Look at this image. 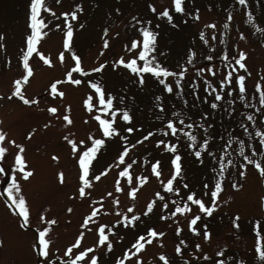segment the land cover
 <instances>
[{
    "label": "snow or ice",
    "instance_id": "obj_1",
    "mask_svg": "<svg viewBox=\"0 0 264 264\" xmlns=\"http://www.w3.org/2000/svg\"><path fill=\"white\" fill-rule=\"evenodd\" d=\"M60 2L61 0H55L56 4ZM236 2L242 6L248 4V0ZM189 5H193V0H169L166 5L157 4L155 0H146L148 12L173 29L187 24L189 19H200L199 8L193 6L190 9ZM208 7L211 8V5ZM114 11L120 14L119 8ZM83 12L82 3L74 2L69 10L59 13V17L63 18L62 25L55 23L50 27V22L44 14L56 18L54 9L49 6L47 0H29L25 31L17 51L16 63L21 72L12 80V87L7 96L0 97L9 100L16 98L25 106L41 110L39 95L29 97L25 88L34 75L32 61L36 57L44 65L54 66L50 55H46L38 47L54 27L62 33V50L57 54V61L63 65L65 53H68L73 63L64 72L63 78L52 80L44 92L51 99L59 97L62 102L66 92L61 90V85H86L87 91L82 99V106L89 115L84 117V123L87 124L90 119L95 121L96 130L99 132V135H95L89 131L84 139H76L70 134L62 136L78 167V187L69 199L87 201L89 208L86 214L82 215L74 240L67 243L62 255H57L60 249L54 250L52 247L54 227L58 225L57 218H49L46 215L48 209L44 208L38 212L34 223L29 202L23 191L21 182L28 181L35 174V169L30 166L25 155L26 146L22 142L18 143L6 130L0 128V196L5 197V206L17 218L18 229L24 232L32 231L30 248L35 264H101L100 249L110 253L114 249L113 238L118 241L124 239L120 235V229L135 230L139 223H143V217H149L157 209L158 220L166 226L167 222L171 221V226H174L173 233L177 240L174 253L181 257V264H246L243 257L227 255V244L218 246L219 250L209 255L204 251L201 242L191 241L185 236V227L190 235L202 237L203 242H209L212 230L203 218L213 217L222 205H227L232 199L231 196L227 200L221 199L225 182L233 189H241L242 184L239 181L246 177L248 168L252 167L264 184V77L257 79L250 90L246 80L251 75L246 64L247 52L234 44L236 54H230L227 48L221 49L215 43V31L211 33L210 42L203 29L198 32V36L209 54L198 52L196 44L193 43L186 48L184 56L175 65H169L165 59L170 54L169 50L161 49L159 43L160 24H153L150 18L139 15L130 17L132 23L129 27L135 29L136 36L123 46L127 55H121L111 62L104 60L97 62L95 66L84 67L81 56L73 47V22L81 29L84 28V24L79 21V14ZM245 15L247 23L256 27L252 12L247 11ZM232 20L233 14L228 12L222 25L223 31L219 35L220 45L225 43ZM216 27L214 22L205 25V29ZM256 31L264 33V28L256 27ZM108 33L109 28L104 27L102 36L107 37ZM244 38L242 31L239 33V39ZM5 41L6 34L0 31V50L6 52ZM108 47L109 41L105 38L100 49L101 54ZM217 56L221 63L220 68L214 64V57ZM198 59L207 63L201 66L197 63ZM11 62V58L6 61L7 64ZM106 66L114 71L122 68L133 74L132 83L141 91L146 87L148 79L161 86L158 92L152 94L150 101L153 123L145 126L141 122L123 129L117 126L118 120L125 124L131 123L134 115L127 107L125 95H121L114 87L109 88L101 79L90 78L92 74L106 70ZM189 72L192 73L190 77ZM250 91L252 95L249 94ZM169 97L175 99L180 106L169 105ZM187 97H191V100ZM253 100L256 102L253 103ZM199 105L207 107L202 111L193 112ZM61 107L62 114L58 106L47 104L46 112L62 121L65 126L73 125L71 105L61 103ZM216 116L230 125L225 129L223 136L216 131ZM52 123L49 119L42 127L47 129ZM236 125L238 127L233 131L232 126ZM141 130L143 132L134 144L129 141L128 135L122 134H133ZM36 132L37 128L33 127L24 139H31ZM112 139H118L122 146L118 147L112 162L93 175V165L98 153L107 146V141ZM150 139L155 149L170 156L171 171L164 179H161V161L155 157L151 159L150 175H136L133 172L137 161L130 154V150ZM185 150L192 156L194 165L207 166L208 176L199 182L202 187H190L187 182L183 159ZM51 159L57 161L59 157L52 154ZM144 163L148 164L149 160L145 159ZM113 169L117 170L113 191H106L98 199H92L90 190L93 183L100 181ZM56 175L59 183L63 184L64 172L58 171ZM150 177L156 178L161 190L154 191L142 211H137V205L131 201L137 199L139 189L149 182ZM125 189L130 202L121 207V201L115 194L123 193ZM106 198L110 200L108 208H105L103 203ZM259 206L264 210V196L260 197ZM193 208L196 209L195 212ZM65 210L72 212L70 206ZM112 214H115V219L100 221L101 216ZM240 221L239 212L231 216L229 223L233 232L241 229ZM248 226L255 237V253L261 264H264V217L251 218ZM93 231L96 236L94 243L84 246L82 241L86 233ZM165 235V231L154 226L144 228L123 248L122 253L114 258L113 264H145L144 253L147 248L158 243L163 249L162 238ZM2 243L0 241V244ZM189 248V256L184 258V251ZM154 257H148L149 264H172L163 250L155 253Z\"/></svg>",
    "mask_w": 264,
    "mask_h": 264
},
{
    "label": "rangeland",
    "instance_id": "obj_2",
    "mask_svg": "<svg viewBox=\"0 0 264 264\" xmlns=\"http://www.w3.org/2000/svg\"><path fill=\"white\" fill-rule=\"evenodd\" d=\"M28 2L29 0H0V31H4L6 34L7 48L6 52L0 50V97L7 96L12 87V80L21 72L16 60L17 51L21 46L25 31ZM47 2L56 12V18L44 14L50 22V27L55 23L62 25L63 18L59 17L61 11L69 10L74 2L82 3L84 12L79 14V21L84 24V28L81 29L73 22L75 32L73 47L81 56L84 67L95 66L97 62L104 60L111 62L121 55H127L123 46L136 36L135 29L129 27L132 23L130 17L139 15L150 18L153 24H160L161 37L159 43L161 49L167 48L169 50L170 54L165 57L169 65H175L184 56L186 48L193 43L196 44L198 52H202L204 55L209 54L198 36V32L203 29L210 42L211 33L215 31L217 33L215 43L221 49L227 48L230 54H236V49L233 48L234 44L247 52L246 64L251 75L246 80L250 90L257 79L264 77V33L256 31V27L264 28V0H248L246 6L239 5L236 0H193V5H189V8L191 9L193 6L199 8L200 19L198 21L189 19L187 24H182L178 29L171 28L170 25L157 20L148 12L146 0H61L60 4H56L55 0H47ZM155 2L166 5L169 0H155ZM209 5L211 8L208 7ZM116 8L120 9L119 15L114 11ZM247 11H251L256 19V27L247 23V16L245 15ZM228 12L233 14V20L230 22L225 43L220 45L219 35L223 31L222 25ZM212 22L217 25L216 29H205V25ZM104 27L109 28L107 37L102 36ZM242 31L245 38L240 40L239 33ZM105 38L109 41V47L101 54L100 49ZM38 47L46 55H50L54 62L53 67H48L38 57L32 61L34 75L30 78L31 82L26 86L25 92L29 97L39 95L41 101L39 108L41 110L25 106L16 98L11 100L0 98V128L6 130L9 136L15 138L18 143L22 142L26 146L25 155L30 166L35 169V174L28 181L21 183L30 205L32 219L35 223L38 212L44 208L48 209L46 215L49 218L52 216L57 218L58 225L54 227V244L52 247L54 250L60 249L57 255H62L63 248L68 242L74 240L82 215L86 214L89 208L87 201L69 199L78 187V167L62 136L70 134L76 139H84L89 131L95 135H99V132L96 130L95 121L90 119L87 124L84 123V117L89 115L82 106V99L87 91L86 85H61V90L66 92L62 102L59 97L51 99L44 92L52 80L62 79L64 72L73 63L68 53H65L63 65L56 59L58 52L62 50V33L53 27L51 33L42 39ZM9 58H11V64L6 63ZM197 63L203 66L207 62L198 59ZM214 64L217 68L221 67L218 56L214 57ZM191 75L192 73L189 72L188 76ZM90 78L101 79L109 88L114 87L121 95H125L127 107L132 111L134 120L129 124L118 120V127L123 129L141 122L147 126V124L154 122L152 111H150L152 108L150 101L153 98L152 94L161 88L157 83L148 79L146 87L141 91L132 83L133 74L122 68L119 71H114L107 66L106 70L99 74H92ZM249 94L252 95L253 93L250 91ZM187 98L191 100V97ZM252 102L255 103L256 101L253 100ZM61 103L71 105V117L74 121L71 126L63 125L62 121L46 112L47 104H53L58 106L60 114H62ZM167 103L180 106L171 97L168 98ZM206 107V105H199L198 109H193V112L202 111ZM49 119L53 121L52 125L47 129L43 128L42 125ZM215 120L217 121L216 131L223 136L225 129L230 125L220 121L219 116H216ZM33 127L37 128V132L31 139L25 140L26 133ZM237 127L238 125L232 126L233 131ZM142 132L143 130L133 134H122L128 135L129 141L134 144ZM121 146L122 143L118 142V139L108 140L107 146L98 153V158L94 161L92 174L102 171L108 163H111L117 154L118 147ZM217 148H219L218 144ZM52 154L57 155L59 160L53 161L51 159ZM130 154L137 161L136 165L133 166L134 174L150 175V163L153 157L161 161V179L170 174L169 154L155 149L151 139L136 146L134 150H130ZM145 159L149 160L148 164L144 163ZM183 159L186 165L187 182L190 183V187H202L199 182L208 176L207 166L194 165L192 156L187 154L186 150ZM58 171L64 172L63 184H60L57 179ZM116 174L117 170H110L100 181L94 182L93 188L90 190L91 198L98 199L106 191H113ZM261 179L258 173L249 167L246 177L239 181L242 184L241 189H233L229 183L225 182L221 199L227 200L229 196L232 199L227 205H222L213 217L203 218L212 230L211 240L203 242L202 237L190 235L186 227L185 236H188L191 241L201 242L204 251H207L209 255H213L218 246L223 247L224 244H227L229 249L227 255H233L237 258L243 257L246 264H261L260 258L254 250V234L248 226V221L251 218L264 217V210H261L259 206L260 197L264 196V184L261 183ZM157 190L161 189L158 188L156 178L150 177L149 182L139 189L137 199L131 201L137 205L136 210L142 211L146 201ZM126 192L127 189L123 193L115 194L121 201V207H125L130 202ZM103 203L105 208L110 206L108 198ZM69 206L72 208L71 213L65 210ZM158 211L159 209L150 214L149 217H143V223H139L135 230L120 229V235L124 239L118 241L113 238L114 249L110 253L104 252L103 248L100 249L101 264H113L114 258L122 253L123 248L127 247L134 237L148 226H154L166 232L165 237L162 238L164 251L168 254L172 264H181V257L170 254L172 251H169L167 244L169 238L173 236L174 226H171V221L167 222L168 226L164 222H160L157 216ZM193 211L195 212L196 209L193 208ZM236 212L240 213L242 227L233 232L229 220ZM115 218V214L101 216L100 221L108 222ZM32 236L31 230L24 232L18 229L17 218L10 213L4 204L3 196H0V241L3 242L0 244V264H35V258L30 248ZM95 239L94 231L88 232L82 244L90 246ZM174 240L177 243L175 235ZM159 250L161 248L158 243L149 246L144 253L145 264H149L148 257L151 256L150 254L154 255ZM190 250L191 248L185 250L184 256L189 254Z\"/></svg>",
    "mask_w": 264,
    "mask_h": 264
}]
</instances>
